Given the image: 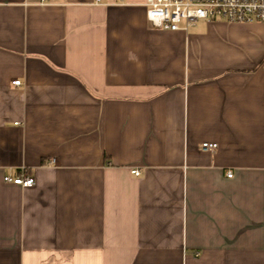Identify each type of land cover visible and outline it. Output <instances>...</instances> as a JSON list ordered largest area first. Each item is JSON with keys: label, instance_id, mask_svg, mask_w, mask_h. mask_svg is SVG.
Wrapping results in <instances>:
<instances>
[{"label": "crops", "instance_id": "1", "mask_svg": "<svg viewBox=\"0 0 264 264\" xmlns=\"http://www.w3.org/2000/svg\"><path fill=\"white\" fill-rule=\"evenodd\" d=\"M144 1L0 0V264H264V21Z\"/></svg>", "mask_w": 264, "mask_h": 264}, {"label": "built area", "instance_id": "2", "mask_svg": "<svg viewBox=\"0 0 264 264\" xmlns=\"http://www.w3.org/2000/svg\"><path fill=\"white\" fill-rule=\"evenodd\" d=\"M146 16L154 28L166 30L187 29L199 20L212 21L223 19L229 22L264 21V0H145ZM21 84V80H15ZM216 142H205L203 148L213 151ZM139 175L138 169L132 170ZM228 176H232L228 172ZM6 182L22 186H33L35 178L22 169L16 176L5 175Z\"/></svg>", "mask_w": 264, "mask_h": 264}]
</instances>
